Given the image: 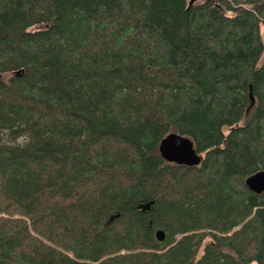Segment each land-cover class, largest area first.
<instances>
[{
  "label": "trees",
  "instance_id": "1",
  "mask_svg": "<svg viewBox=\"0 0 264 264\" xmlns=\"http://www.w3.org/2000/svg\"><path fill=\"white\" fill-rule=\"evenodd\" d=\"M259 171L264 0H0V264H264Z\"/></svg>",
  "mask_w": 264,
  "mask_h": 264
},
{
  "label": "water",
  "instance_id": "2",
  "mask_svg": "<svg viewBox=\"0 0 264 264\" xmlns=\"http://www.w3.org/2000/svg\"><path fill=\"white\" fill-rule=\"evenodd\" d=\"M199 1L212 0H188L192 5ZM158 151L161 157L168 163L181 166L196 167L202 162L203 156L197 152L191 139L178 133H170L159 144ZM247 187L261 194L264 192V171H259L245 181ZM159 241L164 240V232L159 230L156 233Z\"/></svg>",
  "mask_w": 264,
  "mask_h": 264
},
{
  "label": "rangeland",
  "instance_id": "3",
  "mask_svg": "<svg viewBox=\"0 0 264 264\" xmlns=\"http://www.w3.org/2000/svg\"><path fill=\"white\" fill-rule=\"evenodd\" d=\"M262 33H263V30H262ZM253 264H256L255 262Z\"/></svg>",
  "mask_w": 264,
  "mask_h": 264
}]
</instances>
